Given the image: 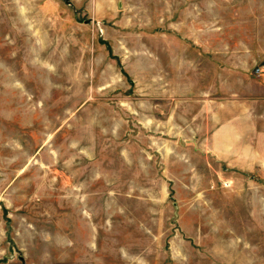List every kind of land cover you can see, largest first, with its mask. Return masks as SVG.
Listing matches in <instances>:
<instances>
[{"label": "rangeland", "instance_id": "rangeland-1", "mask_svg": "<svg viewBox=\"0 0 264 264\" xmlns=\"http://www.w3.org/2000/svg\"><path fill=\"white\" fill-rule=\"evenodd\" d=\"M264 0H0V264H264Z\"/></svg>", "mask_w": 264, "mask_h": 264}, {"label": "built area", "instance_id": "built-area-1", "mask_svg": "<svg viewBox=\"0 0 264 264\" xmlns=\"http://www.w3.org/2000/svg\"><path fill=\"white\" fill-rule=\"evenodd\" d=\"M262 72H264L263 68H255V73H257L258 75L262 74Z\"/></svg>", "mask_w": 264, "mask_h": 264}]
</instances>
